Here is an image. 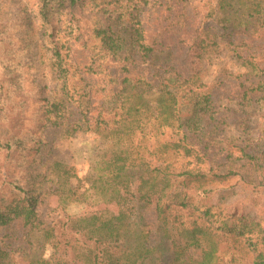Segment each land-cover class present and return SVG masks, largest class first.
Returning a JSON list of instances; mask_svg holds the SVG:
<instances>
[{
  "label": "rangeland",
  "instance_id": "obj_1",
  "mask_svg": "<svg viewBox=\"0 0 264 264\" xmlns=\"http://www.w3.org/2000/svg\"><path fill=\"white\" fill-rule=\"evenodd\" d=\"M132 1L84 0L63 9L55 16L51 31L43 34L39 27L38 0H0V23L7 25L8 34L15 43L13 63L20 77L22 94L27 97L28 120L21 129L37 132L41 140L39 152L32 150L27 157L31 161L29 166L39 174V181L46 180L42 184L46 200L39 206L41 218L46 222L64 215L78 217L97 211L118 212L113 203L101 204L98 193L85 183V179L92 174L103 141L93 132L95 121L97 118L114 119L118 110L110 109L109 105L126 85L123 80L128 79L131 84L141 80L153 88L164 78L170 79L171 74L177 82L199 69L200 74L193 78L191 88L196 93L211 94L212 110L210 119L205 118L201 129L188 133V144L202 162L197 164L194 157L183 158L179 152L180 156L172 157V148L164 152L162 148L157 149V141H176L177 132L172 133L169 127L146 135L145 141L139 134L133 138L134 144L141 141L139 154L152 165L166 161L179 171L181 165L189 164L188 169H201L208 177L204 183L188 188L183 187L182 178L177 179L165 196L162 203L171 204L172 209L180 199H186V208L176 207L178 220L184 225L182 228L170 226L166 231L157 217L155 204L141 207L132 218L154 249L153 264H183L189 258L175 255L174 241L183 242L180 233L190 228L191 220L202 218L201 212L207 207L219 221L228 218L231 223L240 218L264 220V190L257 192L244 187L236 177L223 183L209 181L212 173H226L231 169V157L238 158L241 150L251 153L264 147V16H254L244 25L225 26L221 24L223 13L217 11L218 0ZM260 1L264 5V0ZM132 3L141 5L138 20L145 41H159L163 45V48L158 47L160 51L147 58L138 53L128 28L135 15ZM103 9L109 13L104 14L100 11ZM107 25L112 26L119 40V46L113 50L104 47L97 35ZM196 29L215 34L218 48L209 55L188 58L181 44L183 40L188 43ZM56 52L61 65H57ZM1 59L0 78L2 61L6 58ZM63 83H66L69 99L67 124L38 128L44 123L43 120L36 122L43 117L40 108L47 100L59 98ZM84 93V99L89 101V110L85 111L88 127L86 131H74L68 125L80 118L76 107L79 95ZM243 93H246L245 99ZM184 102L186 105L187 101ZM8 127V124L4 128L0 124V134L6 133ZM144 144L147 149L143 148ZM53 162L73 168L75 178L69 180V187L77 188L76 192L67 193L65 186L61 187L63 191L50 192L54 183L48 167ZM204 189L211 193L205 194ZM133 228L136 229V225ZM41 229L42 226L28 228L19 224L0 229V248L9 256L1 264L48 261L53 251L44 242ZM228 239L216 240L214 263L228 264L232 257L243 259L241 264L250 262L252 254L245 257L240 246L232 249L234 246ZM198 255L199 251L186 254L193 258Z\"/></svg>",
  "mask_w": 264,
  "mask_h": 264
},
{
  "label": "trees",
  "instance_id": "obj_2",
  "mask_svg": "<svg viewBox=\"0 0 264 264\" xmlns=\"http://www.w3.org/2000/svg\"><path fill=\"white\" fill-rule=\"evenodd\" d=\"M83 1L38 0L39 27L43 34L51 31L55 16L63 9ZM132 4L135 15L128 28L138 53L147 58L160 51L158 47L163 48V45L159 41H145L141 22L138 20L141 5ZM97 8L96 5L95 9ZM100 11L109 13L104 9ZM217 11L224 15L222 25L233 23L240 26L254 16H264V5L260 0H218ZM8 29L6 24L0 23L1 61L6 58L2 61L3 72L0 78V124L3 128L9 125L7 132L0 134V229L14 224L28 228L42 226L44 242L51 246L53 253L48 261L38 260L30 264H153L154 249L149 246L146 234L132 221L134 212L143 206L155 204L157 217L166 231L170 226L182 228L184 225L178 220L180 218L176 207L186 208V199H180L172 209L171 204L162 203L165 196L177 179L182 178L183 187L188 188L192 184L204 183L208 177L201 169H188L189 164L181 165L179 171L166 161L152 165L139 154L141 141L134 144L133 138L139 134L141 140L145 141L146 135L157 134L161 128L169 127L172 133L177 132L176 141H157V149L162 148L164 152L172 148V157L182 153L183 158L194 157L197 164L202 162L198 155L194 156V149L188 144V133L201 129L205 118L210 119L212 110L211 94L196 93L191 88L193 78L200 74L199 69H194L191 76L186 75L188 77L177 82L171 74L170 79L164 78L153 88L141 80L131 84L130 80L124 79L126 85L109 105L110 109L118 110L114 119L105 121L97 118L95 121L93 132L103 141L94 161L92 174L85 179V183L98 193L100 203H113L118 212L110 214L97 211L78 217L64 215L46 222L42 220L39 208L46 200L42 185L46 180L39 181V174L29 166L31 161L27 157L32 150L39 152L41 140L36 135L37 132H24L21 129L28 120V103L26 95L22 94L20 77L13 63L15 43L8 34ZM114 34L111 25L97 33L102 45L108 46L110 50L119 46V40ZM185 41L181 45L185 47L188 58L199 54L209 55L218 48L216 35L205 29H196L189 42L185 44ZM56 55L57 65H61L58 52ZM67 96L66 83H63L59 98L47 100L40 108L43 117L36 122L43 120L44 123L38 128L67 124ZM84 97L85 93L79 95V106L76 107L80 118L68 125L74 131H86L88 127L85 111L89 110V101ZM243 98H246V93H243ZM143 148L147 149L145 144ZM48 172L54 183L50 192L63 191L61 187L64 186L67 193L76 192L77 188L69 187V180L75 178L72 167L53 162L49 165ZM235 177L244 187L257 192L264 190V147L251 153L241 150L238 158L231 157V169L226 173H212L209 181L223 183ZM203 192L211 193L205 189ZM200 216L202 218L191 220L190 228L180 233L179 237L183 242L174 241L177 249L175 255L178 258H189L183 264H215L218 238H230L234 246L232 249L240 246L245 257L246 254H252L251 261L246 264H264L263 219L240 218L233 223L229 218L219 221L214 219L210 207L203 210ZM215 223L219 225H214ZM135 225L136 229L133 228ZM188 251H199V255L194 258L186 256ZM7 257V252L0 248V264ZM241 261L243 259L232 257L228 264H241Z\"/></svg>",
  "mask_w": 264,
  "mask_h": 264
}]
</instances>
